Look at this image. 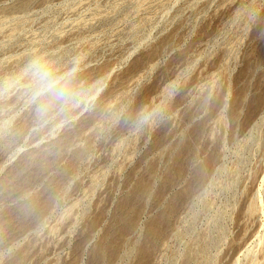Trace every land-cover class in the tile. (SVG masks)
<instances>
[{
    "label": "rangeland",
    "instance_id": "rangeland-1",
    "mask_svg": "<svg viewBox=\"0 0 264 264\" xmlns=\"http://www.w3.org/2000/svg\"><path fill=\"white\" fill-rule=\"evenodd\" d=\"M263 46L264 0H0V264H264Z\"/></svg>",
    "mask_w": 264,
    "mask_h": 264
},
{
    "label": "bare ground",
    "instance_id": "bare-ground-1",
    "mask_svg": "<svg viewBox=\"0 0 264 264\" xmlns=\"http://www.w3.org/2000/svg\"><path fill=\"white\" fill-rule=\"evenodd\" d=\"M4 23V22H3ZM256 54V59H257V61H256V64H255V67L254 66H249V69H251V72H252V74L254 75L256 72H257V70L259 69V68H263V71H262V73L264 74V46L263 47H261L258 51H257V53H255ZM26 68V67H25ZM28 68V67H27ZM23 70H24V68H23ZM264 77V76H263ZM262 95V94H261ZM237 100H236V102L238 101V103H240V107L238 106V105H235L232 109H230L229 111H226V113L224 114L225 116H224V120L225 121H232V122H234V124L235 125H238L239 124V122H240V120H241V117H243L242 116V114H243V110H242V108L244 107L245 108V106L247 105V104H249V92L248 91H246V90H243V91H240L237 95ZM260 95H258L257 97H259ZM263 97H261V99H262ZM259 99V98H258ZM253 100H254V98H253ZM263 100V99H262ZM258 101V100H257ZM252 102V101H251ZM250 102V103H251ZM236 104V103H235ZM256 105L257 104H259V103H255ZM254 104V105H255ZM261 104H262V101H261ZM253 105V107H255ZM263 105V104H262ZM261 105V106H262ZM243 106V107H242ZM252 107V108H253ZM260 107V106H259ZM263 108H264V106H263ZM257 109V108H256ZM262 109V108H261ZM257 112V111H256ZM259 113H261L260 111H259ZM255 114V113H254ZM250 115H253V114H250ZM259 116V114L257 115V117ZM247 118H248V116H246ZM260 117V116H259ZM258 117V119L256 120V119H254V123L252 124V126L249 128L250 129V135H253V132H255V131H258L259 132V129L262 127V125H263V123H264V110L262 109V114H261V117L259 118ZM245 118V117H244ZM250 119H251V116H250ZM249 118L247 119L248 121L250 120ZM243 122H247V121H245V120H242ZM242 122V123H243ZM8 123V122H7ZM6 124V123H5ZM8 125V124H7ZM6 126V125H5ZM1 127V126H0ZM9 129V128H8ZM261 130V129H260ZM257 133V132H256ZM256 136V135H255ZM259 136V135H258ZM255 138H257V136L255 137ZM250 139H253V138H250ZM245 148V147H244ZM189 153V152H188ZM209 161V160H208ZM220 168V167H219ZM224 168V167H223ZM222 168V169H223ZM179 169V168H178ZM215 170H217V168L215 169ZM181 171V170H180ZM225 171V170H224ZM205 173H206V167H205V165H203L202 167H200L198 170H197V174H198V176H204L205 175ZM216 183V182H215ZM155 187V186H154ZM153 188V187H152ZM206 189V188H205ZM263 189H264V187H263ZM153 190V189H152ZM150 192H152V191H150ZM151 195V194H150ZM205 195V194H204ZM149 196V195H148ZM148 196H147V198H148ZM203 196V195H202ZM201 197V196H200ZM201 199V198H200ZM176 203H177V201H176V199H174V200H172L171 202H170V204H169V210L166 212V213H164V214H162V215H160L159 216V218H158V220H157V222L155 223V225H151L150 227H149V232H150V234H151V239H152V241L151 242H154L156 239H157V237H159L160 235H162L163 234V230L166 228L165 226H167L168 224H169V222H170V217H171V215L173 214V212L175 211V207H176ZM168 204V203H167ZM201 205V204H200ZM198 206V205H197ZM198 209V208H197ZM219 211V210H218ZM188 212V211H187ZM192 215V214H191ZM215 217V216H214ZM216 221V220H215ZM185 223V222H184ZM224 226V225H223ZM196 227V226H195ZM214 228V227H213ZM224 230V229H223ZM136 231V230H135ZM222 234V233H221ZM261 235V234H260ZM187 236V235H186ZM258 237H260L259 238V240H260V243L261 242H263V238H262V235L261 236H258ZM258 239V238H257ZM256 243V242H255ZM258 243V242H257ZM151 245V244H150ZM150 245H149V247L148 248H145L143 251H141V253H140V258H141V261H144L145 260V258H146V254H147V252L149 251V249H150ZM253 245V244H252ZM252 245H251V247H252ZM255 245V244H254ZM12 249V248H11ZM247 249V248H246ZM251 249V248H250ZM250 249L248 248L247 249V251H245V254L243 253V255L244 256H246L247 257V255L248 254H250L249 252H250ZM256 249V248H255ZM254 249V250H255ZM4 252V251H3ZM5 253V252H4ZM132 253V252H131ZM130 253V254H131ZM252 253V252H251ZM2 254V253H1ZM181 255V254H180ZM205 255V254H204ZM212 256H213V254H212ZM239 260H240V258H239ZM239 260L237 261V263L239 262ZM105 261V260H104ZM242 261V260H241ZM206 262V261H205ZM211 263V262H210ZM236 263V264H237ZM119 264V263H118ZM243 264V263H242Z\"/></svg>",
    "mask_w": 264,
    "mask_h": 264
}]
</instances>
